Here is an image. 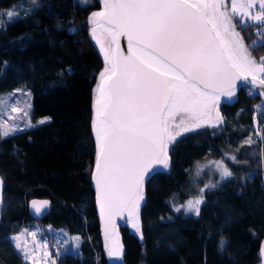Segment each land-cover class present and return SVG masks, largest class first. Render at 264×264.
I'll use <instances>...</instances> for the list:
<instances>
[{
  "label": "trees",
  "instance_id": "trees-1",
  "mask_svg": "<svg viewBox=\"0 0 264 264\" xmlns=\"http://www.w3.org/2000/svg\"><path fill=\"white\" fill-rule=\"evenodd\" d=\"M35 3L39 6L33 0H0V12L17 6L20 13L0 28V98L26 90L32 119L49 118L0 138V264H25L8 236L33 223L79 237L76 251L62 253L57 264H106L90 186L96 157L94 89L105 66L90 36L89 17L98 4ZM238 31L246 45L264 39L256 35V26H238ZM249 50L258 61L264 57V47ZM220 112L221 127L186 134L169 151L168 173L147 182L141 233L119 230L123 264H261L264 141H254V125H261L264 135V117L258 98L246 88L233 106H222ZM229 147L235 149L236 161L225 158ZM206 160H222L233 175L214 178L219 183L204 191L199 216L175 211L192 197L193 169ZM35 199L49 203L40 221L27 212Z\"/></svg>",
  "mask_w": 264,
  "mask_h": 264
},
{
  "label": "snow or ice",
  "instance_id": "snow-or-ice-1",
  "mask_svg": "<svg viewBox=\"0 0 264 264\" xmlns=\"http://www.w3.org/2000/svg\"><path fill=\"white\" fill-rule=\"evenodd\" d=\"M33 4L39 6L35 0ZM19 15L17 6L0 12V28ZM89 23L105 65L94 89L92 179L105 240L113 238L111 246L105 245L107 255L122 259V245L115 241V219L123 220L126 212L128 223L141 233L145 183L159 170L157 165L169 167L170 149L186 134L212 126L213 121L222 123L219 107L231 101L238 87L260 89L264 96V57L258 61L249 50L264 47V39L246 45L237 31V25L241 30L256 26V35L264 36V0H102V9L91 14ZM121 36L127 38L126 54L119 46L112 47ZM24 115L28 113L24 111ZM25 126L34 127L30 121ZM18 130L15 124L0 128V138ZM247 143H252L251 138ZM231 159L237 160L235 156ZM216 168L222 180L233 175L220 162ZM200 174L198 171L197 177ZM218 183L205 184L198 198L181 207L199 216L205 189ZM47 207L48 201H32L37 215ZM21 235L11 239L24 259L32 260L36 249L30 251ZM27 235L35 241V233ZM70 242L79 247L78 236L63 241L65 245ZM223 244L221 241V247ZM37 247L46 249L47 245ZM260 255L264 257V246ZM43 256L51 259L47 250Z\"/></svg>",
  "mask_w": 264,
  "mask_h": 264
},
{
  "label": "rangeland",
  "instance_id": "rangeland-1",
  "mask_svg": "<svg viewBox=\"0 0 264 264\" xmlns=\"http://www.w3.org/2000/svg\"><path fill=\"white\" fill-rule=\"evenodd\" d=\"M17 11L19 12V10H17ZM3 13H6V12H3ZM3 19L5 21H7L8 18H7V16H4ZM238 26L239 25H237V31H238ZM2 28H4V27H2ZM91 30H92V25L90 24V36L92 39ZM92 42L94 43L96 49L98 50L99 54L101 55L102 59L104 60L103 54L100 52L99 46L96 44L95 40L92 39ZM106 47H107V44H106ZM13 108L22 109L23 111L13 112L12 111ZM24 111H26L28 113L27 116L24 115ZM262 114H263V111H262ZM263 117H264V114H263ZM41 119H45V118L33 120L31 117V94L28 91L23 90L21 88H18V89H15V90L7 93L6 95H4L0 98V128L10 127L13 124H15L20 130L12 133V134H14V133H17L20 131H24V130H28V129L33 128V127H26L25 126L28 121H30L34 125V127L38 126V125H42V124L38 123V121ZM176 122H179V117L177 118ZM256 123H257V121L255 120V124ZM221 125L220 124L217 125L215 123V125L214 124H212V126L206 125L205 127L213 129L216 127L218 128L219 126L221 127ZM205 127L201 128V129H204ZM254 127H255L254 129L257 132L258 138L264 139V135L259 132V130L262 126L260 125V126L256 127L254 125ZM198 130H200V129H198ZM198 130H196V131H198ZM4 137H6V136H4ZM228 149L230 152L228 154H226L225 158L232 161V159H231V157H233L232 152L235 151V149L232 147H229ZM217 162L222 163V160H218V161L206 160V161L199 163L195 166V168L193 169V173L191 175V188H192L191 192L193 195L189 199L198 198L199 190L201 188H204L205 184L214 183L215 177L217 179L218 178L221 179L220 172L216 168ZM198 171H200V173H201L199 177H197V175H196V173ZM0 195H1V183H0ZM188 200H186V201H188ZM186 201L177 207H181L182 205H184L186 203ZM179 212L182 213L183 215L196 216L194 211L193 212H185L183 207H181V210ZM29 232L36 234L35 241H33L32 236L27 235V233H29ZM21 234H23V235H21ZM16 235H21V241L22 242L25 240L28 242V248L30 251L33 248L36 249L34 254H33L32 260H25L23 257V254L16 249L15 242L11 239L13 236H16ZM8 238H9L10 242L12 243L16 253L21 257L22 261L25 264H51V260H55L56 264H57L58 257L62 253L65 252V249H67V251L71 250L73 252L76 251V249H77L74 243L70 242L67 245H65L63 243V241H65L66 239L70 240L71 238H73L72 236H68L67 234H65L62 231H54L53 229H51L49 227L44 228L37 223H33V224L21 229L17 233L9 235ZM43 244L47 245L46 249H44L42 247H37V245H43ZM45 250L48 251L51 259H48V258L43 256V251H45Z\"/></svg>",
  "mask_w": 264,
  "mask_h": 264
},
{
  "label": "water",
  "instance_id": "water-1",
  "mask_svg": "<svg viewBox=\"0 0 264 264\" xmlns=\"http://www.w3.org/2000/svg\"><path fill=\"white\" fill-rule=\"evenodd\" d=\"M95 1L98 4V10L97 11H100L102 9V0H95ZM117 46H119L120 49H121V51L126 54L127 53V50H128L127 38L124 37V36L119 37L118 38V41H117V44L116 45H112L113 48H115ZM239 83L240 82H238V84ZM242 88H247L253 94H255V96L259 100V104H260L261 109H262L263 114H264V96L260 95V89H253L251 86L250 87H238L237 92H236V95L231 99L230 102L221 104V106L219 107V112H220V108L222 106L231 107V106H233L237 102L239 91ZM222 99H224V98H222ZM213 115H215V113H213ZM93 116H94V111H93ZM220 116H221V112H220ZM219 124L221 125L222 123H219ZM219 124H217V125H219ZM92 136H93V139H94V142H95V149H96V140H95V134L93 132V128H92ZM169 158H170V156H169ZM156 167L159 170L155 174H153V176L156 175V174H167L168 173V170H169V167H170V162H169V167L167 169H164L163 166H161V165H157ZM94 170H95V162H94V165H93V168H92V171H91V175H90V186H91V190L93 191V194H94L95 216H96V219H97V222H98L99 238H100V242H101V248H102L103 258H104L106 264H123V256H122V259H116V258H109L108 255H107V251H106L105 245L107 243L109 246H111L112 243H113V238L110 236L109 239H108V241L105 240V235H104V221L101 218L99 205L97 203V192H96V188H95V182L92 179V174H93ZM146 184H147V182L145 183V186H144V192H145ZM35 200L36 201H43V200H37V199H35ZM32 201H30L28 203V206H27L28 215L32 219L38 220V221L44 219L45 216L48 214V211H49V203H48L47 209L46 210H42V214L37 215L35 213L34 209L32 208ZM143 204H144V201L141 203L140 215H141V208H142ZM115 223H116V233H117V235L115 236V241L118 242L120 245H122L123 253H124V247H123V244H122V240H121V236H120V231L119 230L122 229V228H126L128 231H130L131 233H133L135 235H139L140 233H137L135 231V229L132 227V225L130 223H128L127 213L126 212L124 213V219L122 220L119 217H116ZM140 228H141V221H140ZM262 246H264V238L262 239V241L260 243L259 254H260V251H261V247ZM260 259H261V264H264V257H262L260 255Z\"/></svg>",
  "mask_w": 264,
  "mask_h": 264
},
{
  "label": "built area",
  "instance_id": "built-area-1",
  "mask_svg": "<svg viewBox=\"0 0 264 264\" xmlns=\"http://www.w3.org/2000/svg\"><path fill=\"white\" fill-rule=\"evenodd\" d=\"M259 132H260L261 134H263L262 131H261V128H260ZM254 141H255V142H259V143L262 144L263 141H264V139H260V138H258V135H257V132H256V135L254 136Z\"/></svg>",
  "mask_w": 264,
  "mask_h": 264
},
{
  "label": "flooded vegetation",
  "instance_id": "flooded-vegetation-1",
  "mask_svg": "<svg viewBox=\"0 0 264 264\" xmlns=\"http://www.w3.org/2000/svg\"><path fill=\"white\" fill-rule=\"evenodd\" d=\"M213 124L215 125V121H213Z\"/></svg>",
  "mask_w": 264,
  "mask_h": 264
}]
</instances>
